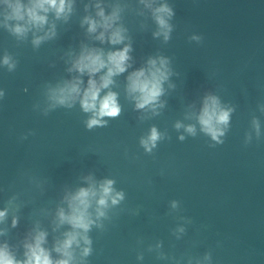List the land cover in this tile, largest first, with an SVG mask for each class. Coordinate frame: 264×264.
Segmentation results:
<instances>
[{
	"label": "water",
	"instance_id": "obj_1",
	"mask_svg": "<svg viewBox=\"0 0 264 264\" xmlns=\"http://www.w3.org/2000/svg\"><path fill=\"white\" fill-rule=\"evenodd\" d=\"M96 3L106 14L121 6L132 59L110 88L120 115L89 130L91 114L78 101L52 108L48 89L77 75L68 68L82 45L124 46L101 44L81 26L84 16L95 17ZM146 3L172 9L167 41L153 35L160 29L141 0H73L67 21L48 14L44 31L54 24L56 35L38 47L35 30L18 39L0 26V211L8 210L0 244L23 258V244L38 228L52 249L69 230L54 223L65 195L87 187L91 176L114 180L124 199L109 201L101 226L88 233L91 254L76 248L74 264H264V0ZM4 9L0 0V21ZM6 53L16 62L12 72L2 64ZM157 57L169 61L171 74L154 113L136 109L126 77ZM208 94L233 109L220 142L196 119ZM177 122L194 125L196 134ZM152 127L161 139L147 152L140 140Z\"/></svg>",
	"mask_w": 264,
	"mask_h": 264
},
{
	"label": "clouds",
	"instance_id": "obj_2",
	"mask_svg": "<svg viewBox=\"0 0 264 264\" xmlns=\"http://www.w3.org/2000/svg\"><path fill=\"white\" fill-rule=\"evenodd\" d=\"M141 3L152 9L153 18L160 29L153 35H163L167 41L171 31L168 19L174 14L172 9L167 4L153 8L151 3H146V0H141ZM3 4L5 9L0 26L18 39L26 38L33 30L44 31L45 26L49 24V13H53L56 19L67 21L73 11V0H3ZM94 7L95 17L84 16L81 26L87 25V32L94 34L95 39L101 44L124 46L105 50L82 45L68 68L69 73L77 75L48 89V99L52 108L58 105L71 108L78 101L82 111L91 114L85 122L89 130L96 126H105L107 124L105 117L116 118L120 115L118 93L111 91L110 88L114 84V77L128 72L131 67L129 61L132 59L129 55L132 51L131 44L124 43L128 39L127 29L119 23L121 6L119 4L113 6L108 14L100 3H96ZM35 32L32 40L34 47L56 35L54 24L44 31L43 35H36ZM2 64L9 72L16 68V62L7 53L3 57ZM168 64L169 61L164 57L149 58L146 66L128 73L126 91L135 101L136 109L149 108L155 113L157 107H163L160 97L164 94L163 84L171 74ZM85 75L88 77L86 86L82 79ZM2 96L3 92H0V97ZM232 111V108L222 107L217 96L206 95L196 117L201 131L220 142L219 137L224 135L221 126L224 128L228 126ZM253 125L259 136V122L254 119ZM175 127L177 129L184 127L189 135L196 134L194 125L184 126L177 122ZM184 138L183 135L179 137L180 140ZM160 139L161 133L152 127L149 135L141 138L140 143L145 151L151 152ZM86 179L88 186L67 193L64 197L66 208L60 207L56 212L54 221L56 227L67 225L69 230L62 233V238L55 240L52 249L45 247L47 232L37 228L23 244V258H18L7 243L0 244V264H74L76 248L81 249L82 257L90 255L92 242L88 236L89 231L93 225L101 226L98 221L106 217L109 201L112 205L118 204L124 199V193L114 189L115 181L112 179H104L100 182H96L91 176ZM172 206L175 208L176 203L173 202ZM7 211V209L0 211V222L5 220ZM17 224L18 218L14 217L12 227H16ZM3 234L4 232L0 231V235ZM52 252L58 254L59 258L54 259Z\"/></svg>",
	"mask_w": 264,
	"mask_h": 264
}]
</instances>
